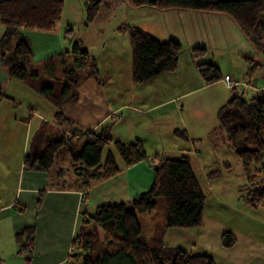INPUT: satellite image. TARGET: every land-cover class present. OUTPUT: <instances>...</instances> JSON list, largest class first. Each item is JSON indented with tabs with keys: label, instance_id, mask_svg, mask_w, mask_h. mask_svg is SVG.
<instances>
[{
	"label": "trees",
	"instance_id": "trees-1",
	"mask_svg": "<svg viewBox=\"0 0 264 264\" xmlns=\"http://www.w3.org/2000/svg\"><path fill=\"white\" fill-rule=\"evenodd\" d=\"M87 24H99L110 19L124 4L135 7H153L159 10L182 9L226 14L240 27L257 52L264 55V0H83ZM65 0H0L1 65L11 79L24 82L34 92L42 95L56 108L54 123L44 122L35 132L29 151L23 157L27 171H55L66 162L82 163L83 170L93 178L103 179L116 175L120 167L115 155L108 151L105 160L102 153L113 144L124 163L132 166L148 159L142 142L114 141L110 136L111 125L99 132L87 131L82 136L61 130L67 123L64 104L75 105L78 88L88 78H97V70L90 64L89 52L75 42L72 50L64 51L45 61V73L35 72L34 52L22 29L53 32L62 20ZM129 36L132 49V80L146 83L165 72L178 67L182 45L175 40L161 41L139 26L120 28ZM67 53V54H66ZM197 61L206 55V49L191 50ZM72 54L73 59L67 60ZM59 60L60 64H57ZM249 62L246 72L250 84L263 63L246 56ZM251 64V65H250ZM57 65L62 68L57 77ZM199 75L207 85L223 79L218 66L200 62L196 65ZM244 94V93H243ZM244 95H234L223 105L217 115L218 125L214 136L223 137L225 145L243 162L249 172L243 201L247 206L264 208V89L246 100ZM10 99L0 88V103ZM188 138L184 132H180ZM154 181L149 190L131 201L119 204H102L91 213L84 212L82 226L73 239L76 253L82 257L81 264H216L206 254H191L181 247L164 246L167 229H197L203 226L206 194L188 156L167 157L154 154L152 162ZM255 163V164H254ZM254 164V166H252ZM225 169L231 170L226 162ZM253 170V171H252ZM220 170L208 174L217 178ZM87 186L89 185L86 182ZM240 191V190H239ZM165 204V216L159 233L151 241L141 239L142 227L137 214L153 215L157 200ZM35 226L25 227L16 233L19 253L31 255L34 251ZM95 242L105 245V251L94 256ZM222 246L236 244L231 232H224ZM70 264V263H69ZM73 264V263H71Z\"/></svg>",
	"mask_w": 264,
	"mask_h": 264
},
{
	"label": "rangeland",
	"instance_id": "rangeland-1",
	"mask_svg": "<svg viewBox=\"0 0 264 264\" xmlns=\"http://www.w3.org/2000/svg\"><path fill=\"white\" fill-rule=\"evenodd\" d=\"M132 12L136 11H131L127 5H123L120 11L118 10L108 21L99 24H87L85 22L86 18L83 0H65L63 18L58 24L57 29L52 33L57 35L59 43L61 44V50L59 52L72 50L74 43L78 42L82 48L89 52L90 64L96 68L97 77L105 84H109V92L114 95V91H112L113 88L119 86L122 89L121 92H118L120 93L119 98L139 107L140 104L138 103L140 102L150 103L153 95L155 97H161V91L147 89V85L137 84L132 81L131 43L128 34L120 29L123 26V21H125L128 16L132 17ZM138 21L136 23H138ZM163 22V19H157L149 23H152V27L155 29V27L161 26L160 23ZM133 25L141 24H135V22H133V24L126 23L124 26ZM146 27L151 28V26ZM3 31L4 28L0 27V38ZM22 32L25 34L24 36L29 40L34 49L35 72L44 75L45 61L47 56L52 54H48L46 49H39V40L37 36L40 33H34L36 31L25 29H22ZM225 48L227 49V47ZM58 49L60 48H56L52 51H58ZM181 54L182 56H185V54H188L189 56L184 45ZM206 54L210 60L214 59V57L218 58L217 56L223 57L221 60L222 62L217 60L219 64L223 63V67L226 68L225 71L220 68L222 75L224 76L228 74L234 81L237 79L244 82L245 85L240 91L228 89L227 92L229 96L235 91L232 96L244 95L243 97L246 100H249L257 93V88H255L254 83L250 84V77L247 75V72L245 71L246 69H244L245 63L246 65H249L247 60L241 59L240 62V59L236 58L235 55H233L234 59L231 60L228 57V54H230L229 52L221 51L218 53V49H212L209 53L206 51ZM251 55L256 62L264 64L263 54L260 52L255 53L254 51ZM71 59H73V56L72 54H69L67 60ZM200 62H202L201 59L196 63ZM57 64H60L59 60H57ZM2 71L4 72L3 67L0 64V87L10 99H3L0 104V206L8 204H10V206L5 208L4 211H0V264H50L53 261H60L64 259V257L65 259L61 264H81L83 260L82 257L80 255L71 256L70 250H72L73 247L76 248L73 244V239L82 226L85 209L93 211L96 207L95 205L119 204L123 200H120L119 198H106L105 195H103V197L101 195L100 198H98L96 191H94L92 192L93 197L91 198L90 203L85 202L83 203L82 208H80L81 214L77 215L75 218V226H71L73 229L66 226V228H63V230L59 232L48 231L49 219L47 215L51 213V209L56 211L58 209L57 203L62 202L64 199H60L57 196H47L45 198L43 193L41 195L35 194L27 199V204L25 205L23 204V199L26 195L22 194V197H20V195L16 196V191L19 179L18 175L22 171L23 157L26 154L27 147L29 151L31 139L42 123H52V117L57 111V108L50 101L42 97V95L30 89L21 80L11 79L5 74V72V79H2ZM61 74L62 68L60 65H57V77H61ZM255 77L259 78L258 88L261 89L260 87L264 85V68H259ZM158 78L159 77L156 79L163 80ZM166 78L167 81L171 80L169 76ZM243 90L244 94L242 93ZM211 91V89H202L195 94L187 95L182 101L178 102L179 108L176 104L178 112L172 106L169 107L170 110L171 108L174 110L172 113L170 110L169 112L164 111L165 113L157 111L147 116L138 113L135 120L138 121L139 127L142 126L143 123L146 126L151 125L155 130L156 136L160 134L165 135L163 145L166 148L174 149L172 152H168L167 150V153L161 152L165 156L172 158L179 157V149L187 148V154L193 159L194 170L200 185L206 194L207 216L210 219L213 217L212 220H214L216 215L218 226L230 227L232 225V216L229 211L230 209L226 205L227 202L218 203L212 196L211 189H217L218 186H215V182L209 181L207 174L215 170H220V176L226 178V181L224 182L225 184L222 187L228 188L229 192H226L224 195H226V199H228L227 196H229L227 194L233 195L235 200H231V203L237 204V202H239L238 200L242 201L243 197L246 196V191L242 188H245L243 187L244 184L248 183L249 172L237 155L225 146L223 137H214V135H212L213 130L218 125L217 115L220 108L225 105L232 96L227 98L226 103L223 102L222 104H219L217 108H213L212 110V106L204 100V97ZM165 93H167V91H165ZM12 98H14V100H11ZM115 98L117 97L112 96V101ZM194 99L195 101L199 99L198 103L200 104H197L196 102L195 105L193 103ZM190 104H193V106H190ZM183 105H185V107L181 110V106ZM166 108H164V110ZM66 109L67 108L64 104L63 110L65 111ZM31 112H33V114H31ZM175 112H177V114H174ZM162 117L164 120H161ZM181 117H183V119H181ZM167 122H169L170 126L174 129L180 130H183L181 124L185 123L188 125L191 135H201L199 140L193 139L196 148L194 153H190L191 151H194L192 146L193 143H189L181 137H177L176 139L180 146H175V137L173 135L168 136L167 134ZM212 124L214 128H210V125ZM72 125L73 124L71 123L70 128H72ZM201 125L202 128L198 130L197 126L200 128ZM140 135L145 137L142 133ZM156 147L157 143L151 141L150 143L148 142L149 153H153L152 149H156ZM108 151H111L120 163L123 162L114 145H109L105 148L103 151V158H105ZM215 157H219L220 159L224 158L226 160L224 161V165L222 164V161L218 165L213 164L212 162ZM226 162L232 167L231 170L225 169ZM202 163L207 165V167L205 168ZM254 164H252V166H254ZM67 167L72 169V174L74 173L77 175L80 173L78 175V177L81 178L80 182L87 180V175L83 170L82 163L74 164L71 162L66 168ZM71 175L70 173L66 174V180H68ZM39 178L42 179V177ZM70 182V180L65 181L64 185H73ZM41 187L42 191H45L46 189L56 186L52 182H45ZM232 189L234 190L232 191ZM114 196L117 197L116 195ZM62 208L65 209V219L70 216L72 212L76 214V206L74 203L72 204L71 202L69 203L66 201ZM218 210H220V212ZM250 210L255 211L256 209L252 208ZM165 212L164 200L159 198L157 200L156 211L153 215L137 214L142 227L141 239L148 242L152 240L155 232L159 233ZM217 212L219 214H217ZM258 212L259 213L257 214L259 216H264V208H259ZM236 218L237 220L242 221L246 217L236 214ZM36 225H39V228ZM53 225L54 227H57L58 223H54ZM30 226H35L37 232L39 229V241L31 255H23L19 253V245L16 242L15 235L25 227ZM61 226H64V224L60 225V227ZM15 227H18L16 231ZM72 231L74 232L73 235ZM37 232L35 231V235ZM258 233L259 232L257 231V240ZM216 237L218 239V232H213L210 239L206 238L203 240L202 245L207 251H212L214 248V238ZM69 247L71 249H69ZM105 249V245L95 242L92 253L94 256H99L105 251Z\"/></svg>",
	"mask_w": 264,
	"mask_h": 264
},
{
	"label": "crops",
	"instance_id": "crops-1",
	"mask_svg": "<svg viewBox=\"0 0 264 264\" xmlns=\"http://www.w3.org/2000/svg\"><path fill=\"white\" fill-rule=\"evenodd\" d=\"M124 5H127V7H129V10L136 12H132V17L128 16L127 19L123 21V26L126 23L133 24V22H135V24H141L133 26H139L149 31L161 41L172 39L179 42L182 47L183 45L185 46L186 51H188L189 53V56L188 54H185V56H182L181 54L178 62V67L175 71L165 72L158 76V79L163 80H157L156 77L146 83L141 84L147 85V89L160 90L161 97H155L153 95L150 103L140 102L138 103L140 104L139 107L134 104L127 103L126 101H123L119 98L120 93L118 92H121L122 90L119 86H115L113 88L112 91H114V95H112V93H110L108 90L109 84H105L98 77V79H95L94 77L85 79L80 84L78 88L77 103L72 106H69L68 104L66 105L67 109L64 111V114L68 121L65 125H63V127H61V130L72 135L82 136L87 131L99 132L102 128L111 125L110 136L114 141L130 143L135 140H140L146 152L148 153V159L136 163L132 166H127L124 163L123 159V162L120 163L115 156L118 166L121 169L119 173L110 177H105L103 179L93 178L90 174L86 173L87 180H84L82 182H80L81 178L78 177L80 173L77 175L74 173L72 174V169L69 167L66 168V166L69 165L71 161H66L62 163L57 170L49 172L27 171L23 168L22 165V171L18 175L19 179L17 184L16 196L20 195V197H22V194L26 195L23 199V204H27V199L30 196H34L35 194L41 195L42 193L44 194L45 198L47 196H57L60 199H64L62 202L57 203L58 209L56 211H53V209H51V213L47 215L49 219V232H59L63 230V228H66V226H75V218L77 217V215L81 214L80 208H82L83 203H90L91 198L93 197L92 192L94 191H96L98 198H100L101 195L102 197L103 195H105L106 198H119L120 200H123L121 203H126L139 194L144 193L150 189L154 181V168L150 163L152 162L153 155L162 154L161 152H166V150L168 152H172L174 149L166 148L163 145L165 135L160 134L156 136L155 130L151 125L146 126L143 123L142 126L139 127L138 121L135 120V117L138 113H142L147 116L157 111L169 112V107L172 106L178 112L177 107L179 108V101H182V99H184L187 95L195 94L197 91L202 89L212 90L204 97V100L212 106L213 110V108H217L219 104H222L223 102L226 103L227 98L235 93L234 91L229 96L227 92L228 89H235L236 91H240L245 85L243 81L237 79H235L234 81L228 74L224 75L223 79H221L220 81L211 85H207L197 71L196 62L198 60L196 61L192 57L190 49L192 50L195 47H203L208 53L211 52L212 49H218V53H220L221 51H227L230 53L228 54V57L231 60L234 59L233 55H235L236 58L240 59V62L241 59L245 60L246 56H252L251 54L254 51L255 53H257L256 48L244 35L240 27L233 21L231 17L226 14L182 9L159 10L153 7L135 8V6H132L130 4ZM121 8L122 7H120L118 10L120 11ZM157 19H163L164 22L160 23L161 26L155 27V29H153L152 23L149 22ZM137 21L138 23H136ZM146 26H151V28ZM34 33H40L37 36L39 40V49H46L48 54H52L47 56V59L64 52H59L61 50V44L59 43L57 35L53 34L52 32L36 31ZM225 47H227V49ZM56 48L60 49H58V51H52ZM217 57L218 58L214 57V59L210 60V58L206 54L203 58H201V60L202 62L206 63H214L219 67V69L221 68L225 71L226 68L223 67L224 64H219L217 61L220 60V62H222L221 60L223 57ZM244 65V69L247 70L249 65H246V63ZM4 72L2 71V79H5L6 73L4 74ZM168 76L169 78H171L170 81L166 80V77ZM226 76L230 77L233 87H229L226 84ZM255 88L258 89V86ZM260 88L264 89V85ZM165 91H167V93H165ZM242 93H244V90ZM112 96H116L117 98L113 99L112 101ZM11 100H14V98H12ZM198 100L199 99L195 101L194 99L193 103L195 105L196 102L197 104H200L198 103ZM190 106H193V104H190ZM184 107L185 105L181 106V110H183ZM164 108L166 109L164 110ZM172 111L174 110L171 108L170 112L172 113ZM56 112L52 117V123H54V116ZM177 112H175L174 114H177ZM31 114H33V112H31ZM181 119H183V117H181ZM161 120H164V118L162 117ZM71 123L73 124L71 126L73 129L70 128ZM181 125L183 126V130L174 129L170 126V123L167 122V134L168 136L173 135L175 137V146H180L177 143V137H181L182 139L187 140L189 143H193L192 146L194 151H191L190 153H194L196 148L193 139L199 140V137H201V135H191L188 125L185 123H182ZM197 128L198 130L201 129L202 125L200 128L197 126ZM210 128H214L213 124L210 125ZM180 132H184L188 138L185 139L184 135H182ZM141 133L144 134L145 137H142L140 135ZM150 141L157 143L156 149H152L153 153H149L148 142L150 143ZM187 151V148L179 149V156H188L193 166V159L192 157H190V155L187 154ZM27 152L28 147L25 153L27 154ZM102 159L105 160V158H103V153ZM221 161L224 165V161L226 160L224 158L220 159L219 157H215L212 163L218 165L219 163H221ZM203 166L205 168L207 167V165L205 164H203ZM69 173L70 175H72L70 178H68V180H70V183H72L73 185H64V182L68 181L66 180V174ZM39 177H42L43 180ZM225 179L226 178H222L221 176H219L217 178L209 179V181L215 182V186H218L217 189H211V194L216 199V201L218 203L227 202L226 205L230 209L229 211L232 216V225L230 227L218 226L216 215L214 220H212L213 217H211L210 219L207 216L205 207L204 223L202 227L197 229H190L191 231L182 229L178 230L173 228L167 229L164 234V246L181 247L186 252L191 254L209 255L212 257L216 264H264V243H262L264 242V216H259L257 214L259 213V208L255 211L250 210L252 208L247 206L243 200L241 201L236 199L239 201L237 202V204L231 203V200H235V197L231 194H227L229 196H227L228 199H226V195L224 194L226 192L229 193L228 188L222 187L225 184ZM44 181L52 182L56 187H52L50 189L42 191L41 186L43 183H45ZM86 182L89 183L88 186L87 184H85ZM233 190L234 189H232V191ZM114 195H116L117 197H115ZM66 201L75 204L76 214L72 212L71 215L65 219V209L62 207H64V203ZM8 206H10V204L1 205L0 211H4ZM95 206L97 207L99 205ZM218 211L220 212V210ZM85 212L91 213L92 211L90 209H85ZM217 214L219 213L217 212ZM236 214H240L246 218L242 221H239L236 218ZM54 223H58L57 227H54ZM62 224H64V226L60 227V225ZM36 226L39 228V225ZM17 229L18 227H15V231ZM257 231L259 232L258 240L256 239ZM38 232L34 238V249L35 247H37L39 241ZM213 232H218V239L217 237L214 238L215 243L213 245L214 248L212 249V251H207L202 243L204 239H210ZM224 232H231L234 235V237L236 238V244L234 246L230 248H225L222 246L221 237ZM73 234L74 232L72 231V235ZM156 234L157 232H155L154 237L156 236ZM69 249L71 248L69 247ZM64 259L60 261H53L50 264H61Z\"/></svg>",
	"mask_w": 264,
	"mask_h": 264
},
{
	"label": "built area",
	"instance_id": "built-area-1",
	"mask_svg": "<svg viewBox=\"0 0 264 264\" xmlns=\"http://www.w3.org/2000/svg\"><path fill=\"white\" fill-rule=\"evenodd\" d=\"M225 81H226V83H227V85H228L229 87H233V84H232L231 79H230L229 76H226V77H225Z\"/></svg>",
	"mask_w": 264,
	"mask_h": 264
},
{
	"label": "water",
	"instance_id": "water-1",
	"mask_svg": "<svg viewBox=\"0 0 264 264\" xmlns=\"http://www.w3.org/2000/svg\"><path fill=\"white\" fill-rule=\"evenodd\" d=\"M258 77H255L254 80H253V83H254V86L257 87L258 86ZM77 254L76 253H73L71 254V256H76Z\"/></svg>",
	"mask_w": 264,
	"mask_h": 264
},
{
	"label": "bare ground",
	"instance_id": "bare-ground-1",
	"mask_svg": "<svg viewBox=\"0 0 264 264\" xmlns=\"http://www.w3.org/2000/svg\"><path fill=\"white\" fill-rule=\"evenodd\" d=\"M238 84V83H237ZM237 87V86H236Z\"/></svg>",
	"mask_w": 264,
	"mask_h": 264
}]
</instances>
